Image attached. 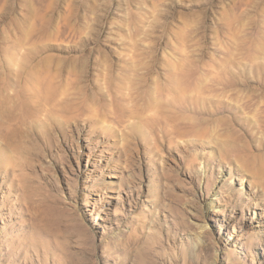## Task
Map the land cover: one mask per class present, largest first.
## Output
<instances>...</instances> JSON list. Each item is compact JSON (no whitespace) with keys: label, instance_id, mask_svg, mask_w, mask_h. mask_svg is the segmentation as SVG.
I'll return each instance as SVG.
<instances>
[{"label":"rangeland","instance_id":"obj_1","mask_svg":"<svg viewBox=\"0 0 264 264\" xmlns=\"http://www.w3.org/2000/svg\"><path fill=\"white\" fill-rule=\"evenodd\" d=\"M0 264H264V0H0Z\"/></svg>","mask_w":264,"mask_h":264},{"label":"bare ground","instance_id":"obj_2","mask_svg":"<svg viewBox=\"0 0 264 264\" xmlns=\"http://www.w3.org/2000/svg\"><path fill=\"white\" fill-rule=\"evenodd\" d=\"M212 206H213V205H212ZM212 206H211V207H212Z\"/></svg>","mask_w":264,"mask_h":264}]
</instances>
